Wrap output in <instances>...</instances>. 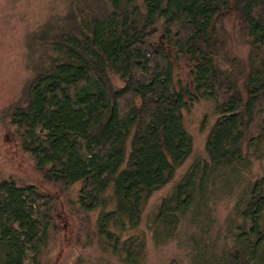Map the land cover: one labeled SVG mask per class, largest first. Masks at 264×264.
<instances>
[{
    "label": "trees",
    "instance_id": "trees-1",
    "mask_svg": "<svg viewBox=\"0 0 264 264\" xmlns=\"http://www.w3.org/2000/svg\"><path fill=\"white\" fill-rule=\"evenodd\" d=\"M62 8L28 38L32 77L7 118L43 178L62 192L76 188L77 244L101 254L75 264H144L149 237L165 244L184 221L193 228L182 239L186 261L168 264H264V0ZM227 15L251 47L246 67L220 27ZM182 58L185 83L175 72ZM200 101L216 116L206 155L193 157L143 230L148 200L192 153L184 113ZM223 196L231 203L218 226ZM54 202L34 184L0 179V264H43Z\"/></svg>",
    "mask_w": 264,
    "mask_h": 264
},
{
    "label": "rangeland",
    "instance_id": "rangeland-1",
    "mask_svg": "<svg viewBox=\"0 0 264 264\" xmlns=\"http://www.w3.org/2000/svg\"><path fill=\"white\" fill-rule=\"evenodd\" d=\"M66 1L0 0V179L12 177L18 183L34 184L41 191L54 196L55 230L48 248L42 254L43 264H75L80 257L86 262H92L101 254L96 244L87 247L77 244L76 217L69 206L76 188L62 192L58 186L43 178L32 158L20 149L16 132L7 118L8 110L22 99L25 87L32 77V48H29L28 38L34 29L60 12L66 6ZM235 23L232 15L220 19V27L226 33L230 52L239 57L246 67L251 47L245 36L235 34ZM189 70L186 58L175 62L176 76L183 83L190 80ZM215 119L210 101H200L184 113L185 126L193 139L192 153L177 170L174 179L150 197L144 210L141 229H145L147 219L153 214L159 200L185 172L193 157L206 155L205 139ZM261 167L262 164L254 167L253 172L257 173ZM229 198L231 197L223 196L214 205L213 213L218 226L223 224L231 203ZM94 216L95 213H91L92 219ZM192 229L188 223L182 222L178 237L162 245H155L149 237L144 264H168L172 259L185 262L186 250L182 248V239ZM26 264H29L28 260Z\"/></svg>",
    "mask_w": 264,
    "mask_h": 264
}]
</instances>
